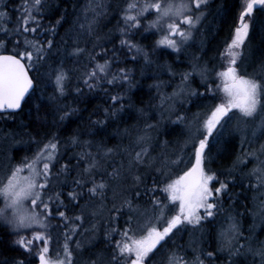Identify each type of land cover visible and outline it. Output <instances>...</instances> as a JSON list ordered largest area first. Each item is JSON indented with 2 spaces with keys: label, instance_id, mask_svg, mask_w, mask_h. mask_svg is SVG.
<instances>
[{
  "label": "snow or ice",
  "instance_id": "6c2138e0",
  "mask_svg": "<svg viewBox=\"0 0 264 264\" xmlns=\"http://www.w3.org/2000/svg\"><path fill=\"white\" fill-rule=\"evenodd\" d=\"M213 3L24 0L21 11L0 0V119L15 122L32 103L27 115L35 114L39 136L80 111L65 103L69 97L83 103L86 91L100 90L110 101L105 119L89 118L66 141L55 133L36 140L23 131L33 123H19L25 143L37 147L18 164L10 161L0 179V231L14 238L23 258L0 264H211L223 252L226 264H264L257 235L264 234V144L242 147L231 159L241 134L247 145L264 139V0H240L223 51L210 61L201 38L205 21L229 11L223 5L213 11ZM12 11L18 18L8 27ZM156 35L152 45L140 42ZM165 50L175 57L162 66L170 80L149 86L159 112L147 116L133 100L136 73L143 75L141 64L161 67L154 57ZM48 87L53 91L45 96ZM125 114L143 118L142 126L115 133L126 146L96 139ZM165 119L183 129L182 139L160 138ZM248 215L254 220L246 229Z\"/></svg>",
  "mask_w": 264,
  "mask_h": 264
},
{
  "label": "trees",
  "instance_id": "16d2710c",
  "mask_svg": "<svg viewBox=\"0 0 264 264\" xmlns=\"http://www.w3.org/2000/svg\"><path fill=\"white\" fill-rule=\"evenodd\" d=\"M58 3L61 2V0H57ZM24 3V0H10V8L13 9H20L21 4ZM223 5L225 8L229 9L227 13L224 14L223 18L209 16L207 21H205V26H210L209 28H206L204 30V41H205V52H206V58L210 61L212 58L217 57L220 52L223 51L224 44L228 40L231 29H232V22L235 18V16L238 14L240 9V0H214V3L212 5L213 11L216 7ZM64 7H68L69 11L71 12V7L69 4H65ZM22 11V9H20ZM12 18V23H9L7 26L12 27L17 18H18V12L12 11L10 13ZM55 21L52 20V23ZM0 23H4L3 21H0ZM115 21H113L111 24L108 25V28H114ZM67 26H65L66 28ZM108 29H105L107 31ZM60 35L64 34V29H60ZM203 39V38H202ZM156 41V36H149L148 39H143L140 42L144 45H152ZM256 44H260L259 39L255 41ZM261 47H264V45H261ZM168 50H165V52L162 54L159 51L156 54V57L154 59L157 60V63L161 65V67L157 68L155 65L150 68H143V64H141L139 67L143 69V75H141L140 71H137L136 73V88L133 90V100L136 102V106L140 108L146 109V115L151 116L154 112L158 113L159 109L156 108V105L158 104V100L153 99L156 96V93L154 90L150 89V85L157 82H169L170 78L167 74H165V70L162 67L165 63L171 64L175 57L167 55ZM191 51L196 52L197 49L193 48ZM260 52L257 50V55H259ZM129 68L136 69L138 66L135 64L129 63L127 65ZM187 68V64H177L175 65V70L177 72L184 70ZM152 77V78H149ZM178 79L175 81H172L173 85L178 83ZM52 88L48 87L46 89L45 96L52 94ZM117 91H121V89H109V92L111 94H115ZM164 91L171 92L172 88H165ZM142 101V102H141ZM65 103H68L74 107H77L80 109V111L75 114L71 118V122H65L64 125L60 127H52L49 125L48 127H44L40 129L41 134L39 136H36L37 127L35 126V114L33 113L32 116L27 115L28 108H31L33 105L30 103L25 108V113L21 114L20 116L15 118V122H13L10 119H0V142L6 143L4 145H0V173L6 172V168L9 165V162L11 161V164H18L25 156H31L33 152L36 150L37 145L32 143L28 144L25 143L28 141L29 137L27 135H24L21 132V129L18 127L19 123L22 121L24 123H33V127L23 130L24 132H31L36 140L40 141H46L49 138V135L51 133L57 134L61 141H66L68 137H70L74 130L81 129L87 127L89 118L91 120H100L105 119L103 116L102 110L106 107H109V96L105 94V92L97 90L95 92H85V96L83 97V103H76L71 97H69ZM151 106V110H149V107ZM200 109L193 107L192 112L199 111ZM96 113H100L97 115ZM157 119H159V116L157 115ZM172 119H175V117H172ZM152 123H155V120L149 121ZM143 124V118H136V119H128L127 114H125L124 118L117 122L116 124H112L109 122L107 125V132L101 134L100 136L96 137L97 140L103 141L108 147H115L118 144L127 145L128 141L125 139L122 135H115V133L119 130L120 132H123V129L130 127L131 125H136L137 127L142 126ZM183 129L181 127H178L172 123H170L167 119H165L160 127H159V133H163L161 135V139L164 138V140L172 139L173 136H177V139H182L181 133ZM156 133V134H159ZM168 133H171L170 135ZM176 139V138H174ZM241 137L237 138L235 140V148L233 149V155L231 159H235L237 155L241 154L242 151V142ZM9 143H12V145H8ZM6 147V148H5ZM18 147H22L23 150L17 151ZM5 148L3 151L2 149ZM79 149L75 150H69L66 155L63 156L62 162H67V159L73 155V151H78ZM61 153L65 152V148H60ZM74 162V161H73ZM231 163V160L228 162ZM4 170V171H3ZM74 175V174H73ZM73 177H69L68 181L71 183V179ZM63 191H67L68 189H62ZM234 191L239 192L240 189H234ZM253 195L252 193H249V196ZM67 203V200L65 201ZM248 203L249 208L252 207L251 201L246 202ZM227 207V206H226ZM237 209L240 211H243V208L240 207L239 204H237ZM254 218L251 215H248L247 218L244 221L245 228H249L253 224ZM257 226L259 227L258 220ZM247 234V232L245 233ZM257 235L261 240H264V234H261L259 231H257ZM14 239L13 237H8L4 234V232L0 231V259L8 258L11 259L13 257L16 258H23V251L16 247L15 245L11 244V240ZM188 241V237L184 236L183 239L180 241L181 243H185ZM187 254L192 255V253L189 251ZM217 261L219 263L215 264H222L224 261L223 258L219 257L217 258Z\"/></svg>",
  "mask_w": 264,
  "mask_h": 264
},
{
  "label": "rangeland",
  "instance_id": "374dc122",
  "mask_svg": "<svg viewBox=\"0 0 264 264\" xmlns=\"http://www.w3.org/2000/svg\"><path fill=\"white\" fill-rule=\"evenodd\" d=\"M152 18H154V17H149V19H152ZM209 27H210V26H205V29H206V28H209ZM203 34H204V31H203ZM159 38H160L159 35H156V40H158ZM201 38L204 39L203 36H202ZM153 135H158V134L153 133ZM244 135H245V134H241V136H240L241 139H242V140H241V142H242L241 145H242L243 148H249V147H251V148H258L260 144H264V139H262V140H256L252 145L244 144V143H243V136H244ZM247 135H248V139H252L250 133H248ZM257 135H259V133H257ZM174 138H176V139H174ZM162 140H164V138H163ZM178 140H179V139H177V136H173L172 139H169L168 141H169V142H172V141H178ZM4 144H6V143H4ZM4 144L0 142V145H4ZM8 145H12V143H9V142H8ZM5 148H6V147H5ZM5 148H3L2 151H3ZM15 164H16V163H15ZM15 164H14V165H15ZM251 167H253V165L249 164V168H248L247 170H250ZM3 171H4V170H3ZM2 174L5 175L4 172H2ZM4 175H1V173H0V179H2ZM2 206H3V205L0 204V207H2ZM218 228H219V223L217 224V229H218ZM214 247H215V245H214ZM226 255H227V252H223L222 255H218L217 258L221 257V258H223V260L225 261V257H226ZM187 257L191 259V258H192V255L187 254ZM217 258H216L214 261H212L211 264L219 263V261H217ZM205 264H209V262H208V261H205Z\"/></svg>",
  "mask_w": 264,
  "mask_h": 264
},
{
  "label": "flooded vegetation",
  "instance_id": "af4514ba",
  "mask_svg": "<svg viewBox=\"0 0 264 264\" xmlns=\"http://www.w3.org/2000/svg\"><path fill=\"white\" fill-rule=\"evenodd\" d=\"M226 206H227V204H226ZM219 255H222V253H220ZM222 264H226V260L223 261Z\"/></svg>",
  "mask_w": 264,
  "mask_h": 264
},
{
  "label": "bare ground",
  "instance_id": "6f19581e",
  "mask_svg": "<svg viewBox=\"0 0 264 264\" xmlns=\"http://www.w3.org/2000/svg\"><path fill=\"white\" fill-rule=\"evenodd\" d=\"M248 202V201H247Z\"/></svg>",
  "mask_w": 264,
  "mask_h": 264
}]
</instances>
